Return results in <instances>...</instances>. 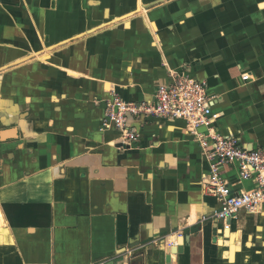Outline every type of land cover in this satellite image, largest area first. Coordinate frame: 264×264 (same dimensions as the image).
I'll return each instance as SVG.
<instances>
[{
	"label": "crops",
	"instance_id": "0c3cea01",
	"mask_svg": "<svg viewBox=\"0 0 264 264\" xmlns=\"http://www.w3.org/2000/svg\"><path fill=\"white\" fill-rule=\"evenodd\" d=\"M177 76L214 134L264 150V0H0V264H264V208L203 221L219 202L184 120L131 117L122 149L102 126L114 94Z\"/></svg>",
	"mask_w": 264,
	"mask_h": 264
},
{
	"label": "built area",
	"instance_id": "2783aa9c",
	"mask_svg": "<svg viewBox=\"0 0 264 264\" xmlns=\"http://www.w3.org/2000/svg\"><path fill=\"white\" fill-rule=\"evenodd\" d=\"M215 101L207 94L203 83L177 76L174 83L160 87L153 101L127 102L119 95L106 101L102 126L120 133L122 149L138 142L140 135L129 126L131 117H154L167 121L184 120L190 134L197 137L203 156L210 164V171L202 182V188L219 202V208L203 221L229 222L241 212L256 214L264 208V150L248 147L235 137L214 134L212 128ZM207 128L208 132H200ZM237 167L242 181L253 183L249 191L235 192L223 178L227 168ZM104 264V263H100Z\"/></svg>",
	"mask_w": 264,
	"mask_h": 264
},
{
	"label": "water",
	"instance_id": "95a60500",
	"mask_svg": "<svg viewBox=\"0 0 264 264\" xmlns=\"http://www.w3.org/2000/svg\"><path fill=\"white\" fill-rule=\"evenodd\" d=\"M171 251V250H170Z\"/></svg>",
	"mask_w": 264,
	"mask_h": 264
}]
</instances>
